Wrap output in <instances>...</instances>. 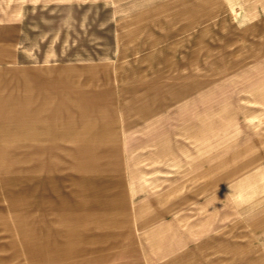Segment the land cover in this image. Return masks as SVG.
<instances>
[{
    "label": "rangeland",
    "instance_id": "1",
    "mask_svg": "<svg viewBox=\"0 0 264 264\" xmlns=\"http://www.w3.org/2000/svg\"><path fill=\"white\" fill-rule=\"evenodd\" d=\"M43 70L101 95L98 121H114L116 138L96 143L99 159L74 156V141H36L62 137L29 125L49 97L31 84ZM244 159L256 193L211 210L210 192ZM144 205L160 216L149 264L264 256V0H0V264H145Z\"/></svg>",
    "mask_w": 264,
    "mask_h": 264
},
{
    "label": "crops",
    "instance_id": "2",
    "mask_svg": "<svg viewBox=\"0 0 264 264\" xmlns=\"http://www.w3.org/2000/svg\"><path fill=\"white\" fill-rule=\"evenodd\" d=\"M48 70L43 71H33L34 74H42L47 72ZM36 75L31 79V84L33 87L38 86L45 88L47 95H49L48 100L44 102L37 101L36 109L43 111L42 113H38L35 119H32L29 124L31 127L34 126L36 128L40 126H61L62 129L58 131H50L54 135H62V137H51L47 139H36L39 140H67L77 142L75 155L79 157V152H82V157L87 158H97L102 156V153H97L99 146L96 144L98 141H110L116 138V132L114 128V121L112 120H100L104 115L103 110H97L96 106L98 102L101 100L100 96H92L89 91L82 89L81 86L72 81L70 78L65 80H61L58 82L50 81V79H44L40 77V75ZM53 90L54 92H59L60 94H66L68 97H61L59 100H55L53 97L50 99L49 90ZM23 104V103H21ZM77 106L76 109L72 107ZM23 108V105H21ZM62 112H59V111ZM76 115H72L71 111H75ZM94 111V112H85V111ZM93 115V117H92ZM32 116V115H31ZM46 120V122H44ZM41 121V122H40ZM39 130V129H37ZM49 131V130H48ZM32 132V131H31ZM81 144V146H80ZM151 143H142L140 145L134 146L135 149H143L147 146H150ZM156 145V144H153ZM81 147V148H80ZM53 147L50 148H42V150L52 151ZM40 150V148H38ZM113 150V149H112ZM110 149L106 150L108 155H115L110 152ZM38 153L34 154L37 155ZM106 154V155H107ZM33 155V156H34ZM50 155H55L50 153ZM160 148H156L154 154L151 157V162L158 161L161 159ZM171 157V154H168ZM101 163V162H100ZM120 166V162L118 160L109 161L107 163H101L100 165L91 168L90 166H86L85 168L79 170L80 174H85L87 172H102V171H110L106 170L104 166ZM253 166V162L244 159L238 168L234 169L232 172H229L230 177L229 180L231 184L228 185L226 190H218L214 192L212 190L207 198V205H210L209 208L211 210L214 209L213 204L217 197H230V198H238V197H246L251 198L256 193L255 184L261 180V176H257V171L254 170L251 173H247L248 169ZM81 168V167H80ZM84 177L81 175L78 179L79 185V198H83V190L85 189L83 184ZM212 189L215 186L211 187ZM212 206V207H211ZM171 215L174 216L175 219L181 220L182 223H185L188 219V216L184 218H180L177 215L178 209H167ZM116 211L120 212V207H116ZM159 215L155 214L150 206H142L138 211V223L140 229H138L135 233L137 236V244L142 249V254L146 257V263L149 264V257L147 255V250L145 246L147 245L150 251H155L159 247V237L161 236V229L159 223ZM95 220L98 221V217H95ZM135 221L132 223L134 224ZM264 256L257 260L254 264H263ZM113 264H116V261H113ZM144 264V263H143Z\"/></svg>",
    "mask_w": 264,
    "mask_h": 264
}]
</instances>
